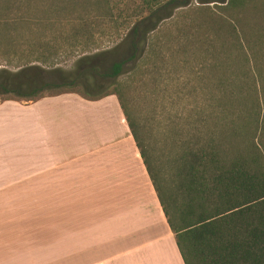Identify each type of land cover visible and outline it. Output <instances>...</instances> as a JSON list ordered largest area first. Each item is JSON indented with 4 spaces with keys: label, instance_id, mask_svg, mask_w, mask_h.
Returning <instances> with one entry per match:
<instances>
[{
    "label": "trees",
    "instance_id": "16d2710c",
    "mask_svg": "<svg viewBox=\"0 0 264 264\" xmlns=\"http://www.w3.org/2000/svg\"><path fill=\"white\" fill-rule=\"evenodd\" d=\"M174 12L191 18L192 47L221 94L209 98L208 112L186 117L192 130L178 143L173 130L162 132L169 189L149 162L129 81L114 82L149 59L148 34ZM43 25L59 32L65 58H77L72 70L47 67L40 53L0 57V98L35 102L63 94L42 95L51 90L111 88L182 264H264V0H0L4 48L27 46L29 31ZM116 51L123 54L106 61Z\"/></svg>",
    "mask_w": 264,
    "mask_h": 264
},
{
    "label": "crops",
    "instance_id": "0c3cea01",
    "mask_svg": "<svg viewBox=\"0 0 264 264\" xmlns=\"http://www.w3.org/2000/svg\"><path fill=\"white\" fill-rule=\"evenodd\" d=\"M100 107L111 136L96 141L87 113ZM0 140L10 170L39 190L37 238L57 239L59 255L73 264H182L114 98L64 94L11 107Z\"/></svg>",
    "mask_w": 264,
    "mask_h": 264
},
{
    "label": "rangeland",
    "instance_id": "374dc122",
    "mask_svg": "<svg viewBox=\"0 0 264 264\" xmlns=\"http://www.w3.org/2000/svg\"><path fill=\"white\" fill-rule=\"evenodd\" d=\"M193 5L197 6L194 2ZM176 13L178 12L159 22L156 29L148 34L149 42L152 41L150 56L141 63L135 75L129 78L131 74L128 73L114 82L129 81L127 99L141 129V139L149 162L154 173L169 189L174 187L175 180L169 164V148L164 146L162 132L173 130L170 140L174 135L173 141L178 143V140L182 139V131L192 130L186 117L189 114L208 112L209 98L213 95L217 97L220 93L212 87L214 83L210 78V66H203L202 53L198 54L200 51H194L192 47L194 37L188 29L191 18L187 17L188 15L178 17ZM48 27L43 25L32 28L28 34L29 43L18 50L4 48L0 44V57L10 59L24 51L30 54L31 58H35L40 53L46 57L47 67L71 71L77 58H65V53L57 46L60 43L59 32ZM39 39L45 43L44 46L37 44ZM112 47L113 45L109 44L107 49ZM119 54L123 52L116 51L107 55L106 61L110 62ZM31 65L37 64L32 62ZM3 66L0 60V68ZM125 66V69H129L131 64L127 63ZM97 81L99 83V80ZM109 84L108 82V86ZM110 91L111 88L83 90L77 86L42 92V95L51 96L62 92L60 95H73L92 103L108 97L115 100V97L109 94ZM102 93L106 96L94 101L88 100ZM31 103L33 102L3 101L0 98V120L5 119L9 108L26 107ZM42 108L41 106L39 111L35 110L40 119H43V114L47 115ZM87 114L90 121L88 124L93 129L96 128L93 131L96 141L103 136H111V129L106 125L105 109L100 107L97 112L91 109ZM64 141L67 142V138ZM7 144V140H0V264H73L71 255L58 254L57 239L37 238L41 225L42 197L39 190L31 189L30 182L20 176L17 169L10 170L12 165L8 163Z\"/></svg>",
    "mask_w": 264,
    "mask_h": 264
}]
</instances>
